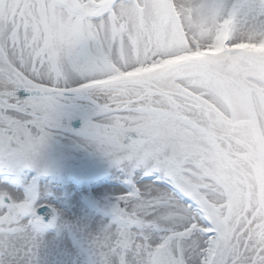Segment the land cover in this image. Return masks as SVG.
<instances>
[{
    "label": "snow or ice",
    "instance_id": "obj_1",
    "mask_svg": "<svg viewBox=\"0 0 264 264\" xmlns=\"http://www.w3.org/2000/svg\"><path fill=\"white\" fill-rule=\"evenodd\" d=\"M0 264H264V0H0Z\"/></svg>",
    "mask_w": 264,
    "mask_h": 264
}]
</instances>
